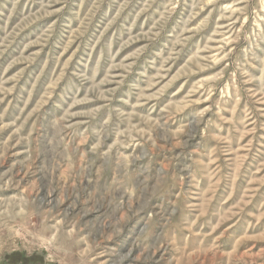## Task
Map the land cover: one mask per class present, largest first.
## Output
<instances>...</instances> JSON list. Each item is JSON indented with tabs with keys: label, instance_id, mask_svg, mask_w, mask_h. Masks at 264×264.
Masks as SVG:
<instances>
[{
	"label": "rangeland",
	"instance_id": "rangeland-1",
	"mask_svg": "<svg viewBox=\"0 0 264 264\" xmlns=\"http://www.w3.org/2000/svg\"><path fill=\"white\" fill-rule=\"evenodd\" d=\"M0 264H264V0H0Z\"/></svg>",
	"mask_w": 264,
	"mask_h": 264
}]
</instances>
